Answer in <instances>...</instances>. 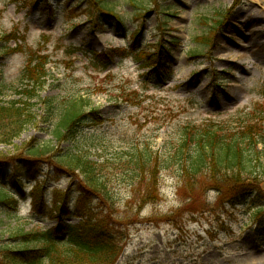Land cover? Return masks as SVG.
Returning a JSON list of instances; mask_svg holds the SVG:
<instances>
[{
	"label": "rangeland",
	"instance_id": "rangeland-1",
	"mask_svg": "<svg viewBox=\"0 0 264 264\" xmlns=\"http://www.w3.org/2000/svg\"><path fill=\"white\" fill-rule=\"evenodd\" d=\"M10 34L24 50L50 56L43 98L84 97L99 114L97 123L77 129V144L103 166L115 194L114 218H127L126 227L116 229L124 236L116 264H264V211L257 215L264 207V174L258 181L246 178L247 202L231 203L238 191L233 184H223L219 195L202 180L187 201L177 161L170 158L188 130L212 125L231 135L264 100V0H0V38ZM173 38L179 41L173 44ZM159 41L165 46L161 59L154 53ZM25 63L23 52L0 51V84L15 87ZM15 98L9 90L1 100ZM32 139L51 137L31 128L13 146L0 144V188L15 202L0 203V264L6 247H25L22 234L58 226V200L68 202L65 223L82 221L74 217L81 177L58 173L50 163L1 162ZM73 144L55 143L58 152ZM145 147L159 164L168 161L157 169L158 197L139 207L144 190L130 186L129 162ZM258 150L256 165H264V144ZM37 196L44 207L33 216ZM88 204L107 224L111 218L99 201Z\"/></svg>",
	"mask_w": 264,
	"mask_h": 264
},
{
	"label": "trees",
	"instance_id": "trees-1",
	"mask_svg": "<svg viewBox=\"0 0 264 264\" xmlns=\"http://www.w3.org/2000/svg\"><path fill=\"white\" fill-rule=\"evenodd\" d=\"M36 1L33 0V4ZM222 17L217 21L219 27L222 26ZM117 21L120 22V18H117ZM140 34L141 29L136 32L134 38H139ZM2 41H5V47L0 51L23 52L26 63L15 87L0 84V144L13 146L14 140L19 139L24 131L31 128L45 132L51 140L32 139L22 146H14L13 155L3 156L1 162L5 163V159L11 157L13 165H17L13 162L16 159L23 161L27 167L36 166L41 162L50 163L58 173L82 178V181H79L81 196L74 214V217L82 220L81 223L77 226L65 223L63 218L70 215L68 202L58 200L55 203V210L59 215L58 226L46 231L22 234L25 247H6L7 254L3 257L5 264H116L123 253L124 240L123 234L116 229L125 228L127 218L123 221L114 218L115 194L109 188L106 178L102 176L103 166L91 159L85 144H77V129L90 120L95 123L99 121V114L92 107L93 102L84 97H69L62 101L59 98H43L42 93L51 76L48 69L50 56L44 53L43 49L24 50L23 42L11 34L0 38V42ZM178 41L179 39L173 38L172 43ZM12 42H15V46L9 48L8 45ZM164 47L160 42L158 47L154 48V53L159 52V59ZM97 56L92 54L91 57ZM150 58L148 61L152 60ZM113 59L111 57L108 62H104L102 68L108 69ZM9 90L13 91L16 98L3 103L1 99ZM39 105L41 107L38 109ZM203 128L202 131H198L200 128L188 130L180 146L170 157L177 161L183 188L188 193L187 201L192 200L193 188L206 181L209 184L206 187H211L219 195H223V184H233V189L238 191L231 198V203L247 202L250 184L249 181L246 182V178L258 181L261 174H264V165H256L259 164V155L262 154L258 146L264 144V100L254 106L253 111L245 116L243 126L231 132V135L223 133V130H214L212 125ZM55 143H74L75 147L58 152V145ZM253 157L257 158V162ZM167 161L160 160L159 164V159L149 147L132 154L129 162L132 165L130 186L135 187L137 184L144 190L141 196L138 195L140 200L136 201L139 207L158 197L157 169ZM41 183L43 181L37 182L36 191L42 189ZM18 184L21 185V182ZM90 198L98 200L102 210L110 216L107 224L96 218L94 209L88 204ZM12 201L14 200L11 195L0 188V203H15ZM43 207V197H35L33 216L37 215V212L40 213ZM257 210V215H262L264 207H258Z\"/></svg>",
	"mask_w": 264,
	"mask_h": 264
}]
</instances>
